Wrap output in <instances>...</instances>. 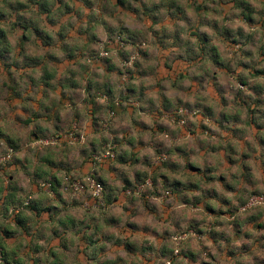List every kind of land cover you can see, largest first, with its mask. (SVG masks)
Segmentation results:
<instances>
[{
	"label": "clouds",
	"instance_id": "obj_1",
	"mask_svg": "<svg viewBox=\"0 0 264 264\" xmlns=\"http://www.w3.org/2000/svg\"><path fill=\"white\" fill-rule=\"evenodd\" d=\"M49 2L54 5V16L57 10L63 11L56 0ZM176 2L183 10L182 14L194 23L202 17L217 23L226 22L233 31L242 29L246 35L256 34L258 39L264 36V28L259 24L250 25L234 5L223 4L221 0H197L195 6L192 0ZM65 3L69 8L76 9L81 17L95 18L93 35L98 36L101 43L92 44L91 51L97 53L98 57L94 60L88 54L86 39L77 34L80 27H87V19L82 25L75 14L63 20L66 37L57 35L61 32V26L52 28L47 27L46 23L41 24V29L52 37L55 44L48 48L39 42L38 46L29 44L30 54L40 60L52 56L58 63L48 61L49 72L40 74L44 83L35 90L30 84L22 100H0V226L19 234L15 241L3 240L6 251L16 252L21 245L28 248L35 236V246L43 251L33 253L29 250L27 256L31 259H28L21 254V249L17 255L24 264H32L37 259L41 264L45 260L52 264L58 255L64 264H82L79 256L84 253L85 244L75 228L83 225L87 231L90 224L100 221L107 214L119 220L121 227L135 224L141 231L133 232L128 227L122 232L114 226L98 224L112 238V242L104 240L98 246L110 249L99 257L101 264H148L139 254L129 255L124 250V241L129 245L136 243L138 247L147 243L157 251L161 250L163 244L174 257L175 264H191L188 258L181 255L182 251L195 254L198 257L195 264L264 262V228L257 226L264 225V168L261 164L264 161V128L257 130L248 123L251 120L248 99L258 97L247 85H259L264 89V75H256L251 67L253 61L260 60L256 49H250L252 57L242 58L240 45L229 48L222 40L213 41L217 50L223 53L221 60L232 65L225 78L224 70L213 74L208 65L196 67L194 62H186L181 58L183 53L179 48H164L156 42V34L174 36L178 29H184L180 39L197 43L195 30L190 29L183 19L173 20L166 7L159 8V14L164 19L155 24L151 18L140 15L145 6L151 10L153 5H166L167 0H127L133 9L129 11L121 9L116 0H92L91 9L77 3V0H65ZM247 3L255 10L252 19L257 20L258 14L264 12V0H247ZM199 5L203 7L199 8ZM69 24L75 25V28ZM121 26L129 33H139L144 37L138 46L124 45L126 60L121 59L120 49L114 47L109 39V30H119ZM201 30L212 32L207 27ZM10 40L15 45L16 39L10 37ZM64 45L68 46L67 50ZM73 47L82 52L79 63L69 64L66 57L72 55ZM141 53L147 54V60ZM105 60L111 61L110 69H106ZM241 60L247 67L239 66ZM53 65L56 80L50 75ZM206 72L212 80L230 89L223 93L229 103H221V93L215 88L199 87ZM70 73L76 74L71 78L82 85L77 89L83 97L78 103L72 97L65 96L63 84L58 82ZM3 79L6 77L0 76V80ZM104 85H107L106 91L113 97L111 100L108 95L89 97L90 87ZM129 87L135 89L143 100L133 104L120 100V94ZM162 97L177 106L175 116L148 111L153 104L159 107L164 102ZM259 99L261 102L252 107L253 110L259 109L257 123L264 124V117L259 115V112H264V92L260 93ZM97 106H100L99 109ZM201 106L214 112L219 108L225 115L239 116L241 122L236 128L244 133L243 140L236 139L213 120L201 116ZM96 110L102 113L103 126L101 119L94 115ZM73 123L76 127L72 131L66 130ZM158 125H166L168 130L160 131ZM153 130H156L155 135ZM141 142L143 147L140 146ZM157 143H162L173 154V163L179 160L185 168L194 165L203 171L207 161L216 169L209 174L217 179L206 183L195 172L173 174L164 167L162 161L169 157L158 155ZM205 144L209 147L205 148ZM229 144L235 148V159L244 157V164L250 169L247 180L244 179L246 169L241 164L229 165L222 153L216 151L227 148ZM114 145L119 146L120 153L115 151ZM180 150L190 154L187 161L179 159ZM90 151L91 159L88 158ZM124 153L134 156L135 160L131 164H121L118 157ZM145 157L150 164L144 163ZM113 169L122 170L127 179H118ZM137 173L144 177L143 183L133 191L129 185L136 182ZM165 175L169 183L176 180L185 185L202 184L205 189H215L225 201H231L234 214L229 215L227 203L222 204L215 198H209L206 204L220 215L214 216L205 211V203L193 200L203 197L202 190L185 192L187 202H181L170 192L161 190L164 183L161 177ZM221 178L227 180L232 188L238 189L241 184L246 187L242 191L225 190ZM126 188L129 190L126 191ZM10 192L16 195L14 200L8 201L6 194ZM146 199L156 206L155 211L148 207ZM105 201L111 211L105 207ZM16 217L26 222L32 236L24 233ZM68 221L73 223L72 229L68 228ZM217 221L225 226L215 227L213 231L224 232L230 238L228 243L220 240L219 248L208 235L197 236L195 230L172 235L177 231L176 224L185 229L195 222V228L207 232L208 225ZM234 221L239 228V238L233 227ZM143 229L154 230L160 237L168 233L169 239L162 242L151 231ZM61 232L68 252L60 245ZM244 245L249 246L248 252L241 251L239 255L231 257L228 255L230 248L243 249ZM73 252L75 255H70ZM161 259L163 264H174L173 259L164 257L157 258L154 264H160ZM0 264H3L2 260ZM88 264L97 262L91 259Z\"/></svg>",
	"mask_w": 264,
	"mask_h": 264
},
{
	"label": "rangeland",
	"instance_id": "obj_2",
	"mask_svg": "<svg viewBox=\"0 0 264 264\" xmlns=\"http://www.w3.org/2000/svg\"><path fill=\"white\" fill-rule=\"evenodd\" d=\"M85 1V0H83ZM227 2H229L230 0H226ZM236 3V6L238 9H240L239 15L241 17H243L244 19L247 20L246 16L252 18V11H255L253 8L252 9H247L244 10L245 6H248L247 4V0H234ZM88 2V1H87ZM125 4L123 6V9L125 11L127 10H133L131 9V6L127 4V0H124ZM193 5H197V0H192ZM227 5V4H226ZM160 7H166L167 11L169 13V15L171 16V18L173 20H179V19H183L187 22V24L189 25L190 29L195 30V35H196V39H197V43L196 44H192L190 40H181L180 39V33L184 31V29H178L177 33L174 36H170L168 33H164V34H156L157 35V41L161 47L164 48H170V47H177L179 48V50L183 53V58L186 62H194V66L199 67V65L204 64V65H208L210 68V71L213 74H218L221 72V70H224V74H225V78H227V73L230 72L232 70V65L229 62L226 61H222L221 60V56L223 55V53H220L217 48L213 45V41L216 40H222L229 48L232 47H236L237 45H240V56L242 58H250L253 56V52L250 50L251 48H255L256 52L259 54L260 56V60L258 61H253L251 67L254 71V73L256 75H264V36L260 37L259 39L256 37V34H252V35H246L242 29H236L235 31H233L232 26L230 24H227L226 22H221V23H217L216 21H211V20H206L204 18H198L196 20V22L194 23L192 20L188 19L186 16H184L183 10L179 8V6L177 5L176 0H167V4H161L159 6L157 5H153V8L151 10L147 9V6H145L144 11L140 13V15L145 16V17H149L152 19L153 23H157L159 21H163L164 16L159 14V8ZM203 7V5H202ZM200 7V8H202ZM249 8V7H248ZM134 11H138V10H134ZM114 12V10L112 11ZM259 18L257 19V21L259 22V19L262 20L264 18V12H261L258 14ZM30 22L31 23V27H28V31L27 32V36L30 35L31 38H36L37 35L34 34L32 30L33 27H37L38 30L40 31L39 28H41V23H43L40 15H36V14H31L30 15ZM63 15L58 14V15H52L51 16V24L57 22L56 18L60 17V19L62 18ZM77 17H80L79 15ZM82 19H88V18H82ZM58 20V19H57ZM256 20H248V23L250 25L256 24L257 22ZM50 25V24H49ZM106 29H108V26L105 25ZM207 27L212 29V32H207V31H203L201 30L202 28ZM262 28H264V26H261ZM84 30V29H83ZM84 31H81L80 33L83 34ZM41 38H45L44 34H46L45 31H41L40 34ZM64 35L67 36V32L64 30ZM98 37V36H97ZM50 39V37H49ZM109 39L112 40L113 46L120 49V53H121V59L122 60H126L127 56L124 54V45L125 44H133L134 46H138L139 42L141 40L144 39V37L140 36L139 33H129L126 29L123 28V26H121V29L117 30V29H110L109 30ZM52 40V39H51ZM233 40V41H232ZM235 40V41H234ZM117 41H119V43H117ZM162 41H165L166 43H161ZM55 42V41H54ZM95 43H101L100 38H95L94 39V44ZM93 43H86L85 45V49L88 50V54L90 56H92L94 58V60L98 57V54L95 53L94 51H91V45ZM164 45V46H163ZM65 49H68L67 45H64ZM73 49L79 50V56L81 55L82 50L77 49L75 47H73ZM142 55L145 56V59L147 60V54L146 53H141ZM51 61V60H50ZM217 63H216V62ZM77 63H79V60L77 61ZM106 69H110L112 67L111 61L105 60L103 61ZM240 67H247V65H245L243 63V60L240 61L239 63ZM165 67H168V65H165ZM256 69L260 70V72L257 74L256 73ZM76 75V74H74ZM73 76V74H72ZM71 76V77H72ZM69 80V79H68ZM205 81H207V83H205ZM77 82V81H76ZM71 83V81H70ZM73 83V82H72ZM76 86H78L79 88L82 87V85H80L78 82L76 84ZM250 89H252L255 93H257V99L253 100L251 97L248 99V104H249V113L251 116V120L248 122L251 125H254L257 130H259L260 128H264V124H259L257 123L256 117H257V112L259 111L258 108H256L255 110H253L254 105H258L261 101L259 99L260 93L264 92V89H261L259 85H247ZM70 86H68V91L65 94L66 97H72L77 103L83 99V97H81L80 93L77 90H71L70 93ZM106 87L107 85L104 86H95V87H90L89 88V97L94 98L97 95H108L109 99L111 100L113 97L106 91ZM200 88H206V87H212L215 88L217 91H219L221 93V103H229L227 100H225L223 93L225 91H230V89L227 88V86L222 87L221 84L216 81V80H212L211 77L208 75V73L206 72L204 77L201 78V82L199 84ZM78 88V89H79ZM120 100L123 101H127L129 102V104H133L137 101H142L143 97L138 94L136 92L135 89L129 87L125 93L120 94L119 96ZM162 100H164V102L162 104L159 105V107H157L155 104L151 105L148 109V111H154L157 112L159 115H168L169 117L172 116V113L176 110L177 106L170 104L165 98L162 97ZM92 102V100H91ZM100 106H97V109H99ZM200 115L204 116L206 118H209L211 120H213V122L217 123L221 129L225 132L230 133L233 137H235L236 139L239 140H243V136L244 133L240 130H238L236 128V125L239 124L240 118L239 116H232V115H225L223 112L219 111V108H217V110L214 112L211 109H204L203 106ZM251 110H253L254 112H252ZM94 115L98 118L101 119V124L103 126L102 123V113L98 110L94 111ZM259 115L261 117H264V112H259ZM74 125L76 126L75 123L68 125L66 130L70 131L72 129V127L74 128ZM145 129H147V125L144 126ZM157 128L160 131H167V126L166 125H158ZM122 131H126L123 130ZM155 131L153 130V133L155 135ZM211 131V130H209ZM216 134V133H213ZM218 135V134H216ZM141 147L144 146L143 142H141ZM156 146V150L158 155H167L169 157L168 160L166 161H162L164 167L168 168L173 174L178 173L180 171H185V172H195L198 175L202 176L204 181L206 183H212L214 180L217 179V177L211 176L209 173L216 171L215 168L211 167V165L206 161L205 162V168L202 171L200 168L194 166V165H189L187 168H185L184 166H182L179 163V160H177L175 163H173L172 160V153L164 148L162 143H157L155 144ZM205 148H208L209 145L205 144L204 145ZM262 147H264V143H262ZM114 149L117 153H120V148L118 145H114ZM217 152H221L223 155V158L225 160H227L229 165H234V164H241L245 169L246 172L244 174V179L247 180V172L250 171V169H247V165L244 164V157L241 156L239 160L235 159L234 157L236 156V152H235V148L229 144L227 148L224 149H217ZM180 157L179 159H183L185 161H187L188 159V155L190 154H185L183 152V150H180ZM88 158L91 159L92 158V153L91 151L89 152ZM119 162L121 164H131L133 160H135V157L132 155H129L127 153H124L122 155H120L118 157ZM136 163H141V161H136ZM144 163H148L150 164V161H148V158L145 157L144 159ZM262 164V168H264V161H261ZM113 171L116 172L117 174V178H123V179H127V175L126 173H123L122 170L120 169H113ZM143 176L140 173H137V180L135 183L129 185V188L131 190H137L143 183ZM161 179L164 181L163 185L161 186V190L164 192H170L172 195L176 196L177 199L181 200V202H187V197L185 196V192H191V191H203V197L202 198H193V200H199L200 203H205L209 198H215L218 199L222 204L223 203H227L228 205V214L232 215L233 213V207L231 205V201H225V198L218 194L216 192L215 189H205L203 188L202 184H181L179 181L173 180L171 183H169V180L167 178V176H162ZM220 182L222 183V185L224 186L225 190L228 191H237V190H243L244 187H246V185L241 184L239 185L238 189L237 188H232L230 183L225 180V179H220ZM155 183V181H154ZM107 190V189H106ZM126 191L129 189H125ZM146 203H148V207L152 210L155 211L156 210V206L154 204H151L149 201H147V199L145 200ZM105 207H107L109 209V211H111V207L108 204L107 201L104 202ZM205 211L209 212L210 214L214 215V216H218L220 215L219 212H217L215 209H213L211 206L206 204L205 207ZM134 214H136L134 212ZM109 215L105 214L104 216L101 217L100 221L95 222L94 226L97 225V229L96 231H94V235L92 240V243L94 245V247H92L93 252H94V256L96 258H98L105 252V251H110V249H104V248H100L98 247L101 243V241L107 240L109 242H112V238L110 235L106 234L105 231L101 228L98 227V224L103 223L105 226H114L116 228H119V220H116L114 217H110L111 220V224H109V221H107V219L109 220ZM107 218V219H106ZM170 219H172L170 217ZM106 220V221H105ZM115 220V221H114ZM195 222H193L192 225H190L189 227L185 228V229H181L179 224H176V229L177 231L175 233H172V235L175 234H182L185 231H192L195 230L197 232V236L200 235H208V237L210 239L213 240V242L217 245V247L219 248V241L220 240H224L225 243H228L230 238L224 233V232H215L213 231V229L215 227H224L225 225L219 221H217L214 224H210L208 225V230L207 232H201L198 228H195ZM259 227L264 228V225H257ZM131 227L132 230L134 231H141L140 227L138 225L132 224V225H127L124 226L123 228H128ZM233 227L236 228V236L237 238H239L240 236V232H239V228L237 227V222L234 221L233 222ZM122 228V227H121ZM134 228V229H133ZM144 231H151L152 235L158 236L159 239H161V241H167L169 239V234L165 233V235L163 237H160L158 233H156L154 230H150V229H143ZM136 231V232H137ZM247 238V237H245ZM115 243H120L119 241H116ZM125 245V251H127L129 253V255H136L139 254L141 256L144 257V259L146 261H148V264H154V262L156 261L157 258H171L173 259V262L175 264V260L174 257L171 256V253L167 251V249L163 246L161 247V250L157 251L155 249H153L150 245H148L147 243H145L142 246H137L136 243H133L131 245L128 244L127 241L123 242ZM249 246L248 245H244L243 249H234V248H230L228 250V255L231 256H236L239 255L241 253V251L243 252H248ZM181 255L185 256L186 258H188L191 261V264H195V261L198 259V257L193 254L190 251H182ZM11 263L14 264V262L12 260H10ZM98 264H101V261L99 260ZM105 264H108V262H105ZM160 264H163V260L161 259ZM203 264V262H202ZM260 264H264V262H260Z\"/></svg>",
	"mask_w": 264,
	"mask_h": 264
},
{
	"label": "crops",
	"instance_id": "obj_3",
	"mask_svg": "<svg viewBox=\"0 0 264 264\" xmlns=\"http://www.w3.org/2000/svg\"><path fill=\"white\" fill-rule=\"evenodd\" d=\"M37 2V5L32 2V0H0V76L6 77V79L0 80V100H8L12 101L14 99H23V94L28 90L29 85L31 84L33 87V90L35 88L39 87L41 83H44V80L42 79V76L40 74L49 72V64L48 61H53L54 64L58 63V61L55 60L54 57L48 56L47 60H40L33 58V56L30 54L28 45L31 44L33 46H38L37 42L39 44H42L45 48L51 47L55 44L54 40L51 36H49L47 33L44 34L45 38H41L43 31L41 28L40 31L35 26L32 28L31 31H34L36 28L37 32H34L36 38H31L30 35L27 36L28 27H31L30 22V15L36 14L40 15L43 23L47 27L55 28L58 25L61 26V32L58 33V36L66 37L64 35V28L62 26V21L65 20L69 15L75 14L77 17L78 22L82 25L84 22L83 17H81V14L76 9H71L68 7V5L65 3V0H56V3L61 6L63 11H56L55 15L61 14L63 15L62 18H56L55 23L51 24V16L53 14L54 5L49 2V0H35ZM88 1V2H87ZM77 3L83 4L85 7H88L91 9L92 0H77ZM116 3L120 6L121 9H123V6L125 4L124 0H116ZM221 3L223 4H231L234 5L236 8V3L234 0H230L227 2L226 0H221ZM248 4V3H247ZM202 7V5H201ZM249 7V8H248ZM252 9V6L248 4V6L244 7V10ZM112 12L113 10H109ZM129 11V10H127ZM254 11H252L253 13ZM251 17V16H250ZM58 19V20H57ZM88 25L87 27H80L79 31L77 32L78 35L83 36L87 43H93L94 39L98 38L97 36L93 35V32L95 30V24L94 20L95 18L88 17ZM252 20V18L249 19V21ZM257 21V20H256ZM50 24V25H49ZM256 24H259L260 26H264V18L262 20L259 19V22L257 21ZM70 27L75 28V25L69 24ZM84 29V30H83ZM66 31V30H65ZM84 31L83 34L80 32ZM67 32V31H66ZM37 33V34H36ZM11 38L16 39L15 45L11 43ZM50 37V39H49ZM52 39V40H51ZM161 43H166L165 41H162ZM164 46V45H163ZM79 50L71 49V56L66 57L69 64L77 63L80 56L78 53ZM15 69V71H13ZM50 75L53 77L54 80H56V69L53 65L50 70ZM72 74L68 77H62L59 79V83L63 84V91L66 93L68 90V86L71 90H77L79 87L76 86L77 82L71 78ZM74 76V74H73ZM69 79V80H68ZM71 81V83H70ZM73 82V83H72ZM75 85V87H73ZM81 88V87H80ZM45 95L47 93L45 92ZM89 103H91V99L89 100ZM30 111V110H29ZM33 115H35L33 113ZM49 119H51V116H49ZM40 129L37 127V132H39ZM15 192H10L6 194L7 200L11 201L15 199ZM55 213L53 214V218H55ZM107 219V218H106ZM17 223L21 225L24 229V233L32 236V233L29 231L26 222L21 221L20 217H16ZM112 219L109 217V220ZM106 221V220H105ZM115 221V220H114ZM68 228H73V223L71 221H68ZM95 223H92L88 226V230L85 231L84 226L80 225L75 228V231L77 234L81 235L83 238L84 244H85V251L83 254H80L79 258L82 261V264H88V261L91 259H95L97 264L99 262L98 258L94 256V252L92 247H94L92 243V238L94 235V231L97 229V225L94 226ZM119 229L120 231H125L127 228H121V224L119 223ZM127 227V225H126ZM134 229V228H133ZM133 232H136L132 230ZM18 233L14 231H9L3 226H0V249L3 250L4 254L6 255V258L9 260H12L13 262H17L18 264H24L23 261L18 259L17 253L21 252V249H23V252L21 254L25 255L28 259H31V257L27 256V253L29 250H31L33 253L43 251V249L38 248L35 246V240L36 237H32V244L29 245L28 248H24L22 245L18 246L16 252H8L3 246V240H8L9 242L15 241L18 237ZM95 236V235H94ZM60 245L64 249L65 252H68V247L65 246V242L63 239V232L60 233ZM70 255H75V253H70ZM32 264H41V261L39 259L33 260ZM44 264H48V261L45 260ZM52 264H64V260L59 258V255L57 256V259L52 261Z\"/></svg>",
	"mask_w": 264,
	"mask_h": 264
},
{
	"label": "trees",
	"instance_id": "obj_4",
	"mask_svg": "<svg viewBox=\"0 0 264 264\" xmlns=\"http://www.w3.org/2000/svg\"><path fill=\"white\" fill-rule=\"evenodd\" d=\"M32 2H34L35 5H37V2L35 0H32ZM199 8L201 7V5L198 6ZM247 18V21L250 19V17L246 16ZM37 29V28H36ZM34 30L33 32H37V30ZM233 41V40H232ZM235 41V40H234ZM216 62V61H215ZM217 63V62H216ZM256 73L259 74V73H262L260 72V70H257L256 69ZM252 112H254L253 110H251ZM173 114V113H172ZM53 187L55 188V185H53ZM259 227V226H258ZM1 250V249H0ZM1 253H2V256H3V259L4 261H6L7 263H10V260L6 258V255L4 254L3 250H1ZM14 264H18L17 262H14Z\"/></svg>",
	"mask_w": 264,
	"mask_h": 264
},
{
	"label": "built area",
	"instance_id": "obj_5",
	"mask_svg": "<svg viewBox=\"0 0 264 264\" xmlns=\"http://www.w3.org/2000/svg\"><path fill=\"white\" fill-rule=\"evenodd\" d=\"M176 115V110L173 112V114H172V116H175ZM76 126L74 125V128H75ZM73 127H72V129L70 130V131H72L73 129H74ZM0 260H2L3 261V264H13V263H7L6 261H4V259H3V256H2V253H1V250H0Z\"/></svg>",
	"mask_w": 264,
	"mask_h": 264
}]
</instances>
